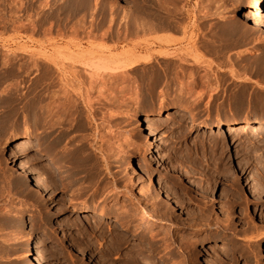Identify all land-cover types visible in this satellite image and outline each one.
I'll use <instances>...</instances> for the list:
<instances>
[{
	"label": "rangeland",
	"instance_id": "rangeland-1",
	"mask_svg": "<svg viewBox=\"0 0 264 264\" xmlns=\"http://www.w3.org/2000/svg\"><path fill=\"white\" fill-rule=\"evenodd\" d=\"M144 1L0 0V264H38V261L39 264H130L134 250L140 246L146 247L149 238L142 234L139 237L131 236L134 228H127L114 214L104 215V221L86 213L75 214L68 224L69 235L66 237L56 227L57 219L69 216L72 203L82 200L91 202L107 194L115 196L120 202L139 199L140 207L146 205V210L151 209L150 203L155 199L167 200L170 203L169 217L167 213L165 217L161 209L159 212L164 215L161 214L163 221L154 215L155 219L148 216L145 221L140 222L139 218L136 221L140 222L139 226L150 228L149 233L156 231L155 239L160 238L161 230L168 227L174 240L173 250L176 255L179 254L177 258H181L180 250L184 249L182 253L183 256L186 254L183 257L186 264H264V138L262 142L248 144L246 135L235 134L231 137L225 133L224 130L234 118L230 116L228 105L231 91L227 88L229 80L220 79L216 73L226 70L229 65H222L219 59L201 47L202 37H209L205 35L208 32L206 26L200 28L198 25L194 31L190 27L192 21L197 23L206 19V22L209 21L207 25L216 21L222 24L219 21L222 8L225 19L233 17V20H240L251 29L256 28L257 31L249 35L251 40L248 43L235 46L227 54H240L244 58H238L242 64H253L250 78L254 80L250 79L253 84L249 91L252 108L258 114L252 117L264 122V76L261 75V78L259 75L264 69V25L261 24H264V17L260 23L246 15L252 0ZM258 1V8L264 14V0ZM139 4L141 7L146 4V9L140 10ZM222 4L225 5L222 7ZM149 5L150 8L153 6L151 16L147 15L150 12H146L151 10L147 9ZM223 8L227 11L224 12ZM146 15L151 19L170 17L171 20V17H175L171 20L175 22L170 29L145 30L149 33L144 31V35L139 30L138 35L132 34L126 38L115 36L116 31L124 29L126 22L140 27L139 21ZM142 20V23L146 22ZM167 48L187 56L186 61L181 60L182 64L177 58L174 61L158 59L131 69H121L122 74H109L111 76L108 77L104 73L107 81H102L108 86L102 90V96L98 95V88L89 87L94 69L76 62L79 60L76 57L82 51L107 57L122 56L129 51L139 57L138 54L144 56L148 51L156 54ZM47 56L53 59L55 65L47 61ZM176 61L179 67L175 66ZM46 63L49 64L47 69ZM181 64L186 68V73L189 70L199 75L206 72L211 79L209 83L212 86H201L200 82L195 86L196 92L204 98L200 106L202 111L197 113L184 101L178 105L165 103V107L156 113L155 107L143 108L147 101L157 102L174 97L179 81L189 82L187 75L190 71L183 77L180 75L179 81L173 80V71H178ZM237 80L234 95L243 90L244 79L241 77ZM98 81L101 80H97V84ZM214 86L218 87V92L212 99L209 94ZM47 94L51 96L46 98ZM85 96L88 100L92 97L90 101L95 107L108 99L112 103L99 106L96 113L93 110L90 112L84 102L87 100ZM107 112L112 114L113 123L103 122L99 118ZM193 114L195 118L199 117L195 122L190 120ZM149 115L164 118L166 124L158 128L148 127L144 118ZM181 115L183 118L179 120ZM215 115L222 116L224 122L210 126L200 123L205 116L210 118ZM91 116L96 122L91 121ZM48 120L52 126L45 130ZM81 123L85 124L84 129ZM97 124L104 134L111 130L120 139H110L114 146L117 145L114 163L110 164L111 173L102 169L98 171L100 175L95 168L87 172L85 164L79 163L72 153L78 139L88 137L90 140ZM72 125L77 128L71 129ZM26 135L42 145L20 157L12 155L10 150L14 142ZM46 140L53 142L51 152L58 157L56 160H59L62 173H55L47 163L43 153ZM64 146L68 149L64 150ZM184 150L185 153L182 152ZM186 150H190V154ZM59 156H64L61 158L64 161L61 162ZM23 169L26 173L22 172ZM34 175L44 177L49 184L48 191H41L35 186ZM116 179L118 183L113 181ZM112 182L115 184L112 185ZM139 187L142 190L148 187L149 191L153 189L157 198L141 199L138 197ZM123 209L127 210V214L132 211L130 207H121L120 210ZM196 216L197 219L202 216L199 219H203V223L200 224L199 219L195 222ZM180 220H184L186 225L193 223V226L189 228ZM15 222L20 223L22 228ZM182 242H187L188 248L183 247ZM162 243L159 239L154 242L156 246ZM222 247L228 250L226 257L219 255ZM154 254L159 256L161 253Z\"/></svg>",
	"mask_w": 264,
	"mask_h": 264
},
{
	"label": "bare ground",
	"instance_id": "bare-ground-1",
	"mask_svg": "<svg viewBox=\"0 0 264 264\" xmlns=\"http://www.w3.org/2000/svg\"><path fill=\"white\" fill-rule=\"evenodd\" d=\"M151 1V0H150ZM149 1V2H150ZM144 2H146V0L144 1ZM143 2V3H144ZM155 2V1H154ZM153 2V3H154ZM152 3V4H153ZM234 3H236V2H234ZM10 4V3H9ZM142 4V3H141ZM149 4V3H148ZM251 6L249 7V8H247V13H246V15L247 16H249V17H252L253 19H256V21L257 22H260L261 23V21H263V17H264V14H262V12L259 10V8H258V6H259V1L258 0H252L251 1ZM140 5V4H139ZM144 5V4H143ZM142 5V6H143ZM155 5V4H154ZM225 5V4H224ZM223 4H222V7L224 6ZM7 6V5H6ZM10 6V5H9ZM232 6V5H231ZM144 7H146V4H145V6H143V7H141V5H140V10H142V11H144L146 8H144ZM153 7V6H152ZM151 7V8H152ZM226 7V6H225ZM10 8V7H9ZM148 8H150V5H149V7H147V9ZM150 8V9H151ZM18 9H19V7H18ZM23 9V8H22ZM154 9V8H153ZM221 10V12H222V8H220ZM224 9V12L225 11H227V10H225V8H223ZM10 10V9H9ZM149 10V9H148ZM219 10V9H218ZM151 11H153L152 9L151 10H149V11H146V12H150V13H147V15H153V13L151 12ZM145 12V13H146ZM220 12V20L219 21H221V23L222 24H218L219 22H214V23H211V24H209V25H207V22L209 23V21H207L206 22V20H199L197 23H195V21H192L191 22V28H192V30L194 31L195 29H197L198 27V25L200 26V28L201 27H205L206 26V28H205V30L206 31H208L205 35H209V37H202V41H201V47L205 50V52H207V53H209V54H211V55H213L216 59H219L220 61H221V63H222V65H229V68H227L226 70H219V71H217V72H219V73H216V74H219V76H220V79H222V80H225L226 81V79H228L229 80V82L227 83L228 84V86H227V88H229V90L231 91L230 92V94H229V96H230V98H229V103H228V105H229V107H230V112H231V114H230V116H233L234 118H233V120L231 119L230 121V125L229 126H227L226 127V130H224L225 131V133L228 135V136H231V137H233V135H235V134H237L238 136H243V135H246V139H248V144H256L257 142H262L263 141V135H264V122H262V120L260 119V118H255V117H252V116H256L257 114H258V112L256 111V110H254L253 108H252V105H251V101H250V91H249V88H250V85L251 84H253V83H251L252 81V79L250 78L251 77V75H252V73H253V64H250V63H244V64H242L241 63V59H238L239 58V56H240V54H237V56H232V55H230V54H227L228 53V51L230 50L231 51V49H233V48H235V46L237 47V45L239 46V44L241 45V44H245V43H248L251 39H250V37H249V35L252 33V32H254L255 30H256V28H249L248 27V25L247 24H245L244 22L243 23H241V22H239L240 20H239V18H237V20H239V21H236V20H233L232 18L233 17H231V16H229V18L231 17V19H225L224 17V15H222V13ZM144 14V13H143ZM155 14H156V11H155ZM154 14V15H155ZM223 14H225V13H223ZM16 15V14H15ZM145 15V14H144ZM146 15V16H147ZM158 15V14H157ZM205 15H207V14H205ZM245 15V16H246ZM156 16V15H155ZM164 16V15H163ZM169 16V15H168ZM227 17H228V15H226ZM233 16V15H232ZM246 16V17H247ZM1 17V16H0ZM3 17V16H2ZM18 17V16H17ZM147 17H149V16H147ZM147 17H145L144 16V18H142V19H144V21L147 19ZM209 17V16H208ZM234 17H236V16H234ZM150 18V17H149ZM167 18V17H166ZM164 19V18H162V17H154V18H150V22L148 21L147 22V20H146V22H144V23H142V19H141V21H139V22H141V24H139V26L140 27H138V24H136V25H134L133 26V24L131 23L130 24V21L129 22H126V24L123 26L124 27V29L122 30L121 28V32L119 31V32H117L116 31V34H115V36L117 35L118 37L121 35V36H123V38H126V37H128V35H134V34H137L138 32H140L139 30H141V31H143L142 33V35H144V33L148 30H151V31H155V29L156 30H158V28H162L163 29V27H169V29H170V27H172L173 26V24L172 23H174V22H172L171 20L172 19H174V18H172L171 17V20L169 19V18H167V19ZM1 19V18H0ZM3 19V18H2ZM15 19H16V17H15ZM156 20V22H152V21H154V20ZM235 19V18H234ZM251 19V18H250ZM4 20H6V19H4ZM152 20V21H151ZM15 21H17V20H15ZM20 21V20H19ZM19 21H18V23H19ZM252 21V20H251ZM255 21V22H256ZM1 22V21H0ZM8 22V21H7ZM11 22V21H10ZM132 22H133V20H132ZM179 23V22H178ZM9 24V23H8ZM14 24V23H13ZM177 24V23H176ZM175 24V25H176ZM181 24V23H180ZM262 25H264L263 23H261ZM2 25V24H1ZM16 25H17V23H16ZM15 25V26H16ZM19 25V24H18ZM121 25V24H120ZM174 25V26H175ZM219 25V26H218ZM222 25V26H221ZM254 25H256V24H254ZM258 25V24H257ZM260 25V24H259ZM258 25V26H259ZM261 25V26H262ZM20 26V25H19ZM19 26H17V27H19ZM137 26V27H136ZM178 26V24L175 26V27H177ZM180 26V25H179ZM250 26V25H249ZM14 27V26H13ZM21 27H22V25H21ZM112 27V26H111ZM218 27V28H217ZM253 27V26H252ZM174 28V27H173ZM15 29V28H14ZM117 29V28H116ZM115 29V30H116ZM167 29V28H166ZM185 29V28H184ZM114 30V31H115ZM146 30V31H145ZM252 30V31H251ZM263 30V29H262ZM145 31V32H144ZM151 31H149V32H151ZM257 31V30H256ZM149 32H146V33H149ZM145 33V34H146ZM112 34V33H111ZM139 34V33H138ZM137 34V35H138ZM136 35V36H137ZM203 35V34H202ZM204 35V36H205ZM207 35V36H208ZM135 36V35H134ZM251 36V35H250ZM120 38V37H119ZM119 38H117V40L119 39ZM122 38V39H123ZM121 39V40H122ZM125 40H127V39H125ZM199 42V41H198ZM200 45V44H199ZM170 48V47H169ZM149 49V48H148ZM171 49H165V50H162V51H160V52H156V54H154V53H152V52H149L148 51V53L146 52V54L144 55V56H140V54H138V56L139 57H137V54H134V56H133V54L130 52V53H124L123 55L122 54H120V55H122V56H109V57H107V56H104V55H92V52L91 51H87V52H83L82 51V53L79 55V56H77L76 58H78L79 60H75V58H74V61H76V62H78V63H82V64H85L86 66H88V67H91V68H93L94 70H93V73H92V75H91V77H93L92 79L93 80H89V81H91V83L89 84V87L90 88H98L97 90H98V95L99 96H102L103 94H104V92L102 91L103 89H105V86H108V85H106L104 82H105V80L106 79H104V77L105 76H103V74L105 73L106 74V76H111V75H109V74H122V72H120V70L121 69H125V68H128V69H131V68H133V67H136L137 65H139V64H142V63H146V64H148V63H152V62H154V61H156V60H158V59H164V60H172V61H174V60H179V62L181 61V60H183V61H186V57H184L183 55H180L179 53H176V52H174V51H170ZM132 51V50H131ZM185 54V53H184ZM190 54V53H189ZM263 54V53H262ZM92 55V56H91ZM186 55V54H185ZM200 55V54H199ZM195 56H197V54L195 53V55L193 56L194 57V61H195ZM48 57V58H47ZM46 58H47V61L48 60H50L51 62H53V59L50 57V56H47ZM240 57H242V56H240ZM260 57V56H259ZM258 57V58H259ZM81 58H83V60L81 59ZM177 58V59H176ZM243 58V57H242ZM196 59H198V58H196ZM244 59V58H243ZM260 59V58H259ZM262 59V58H261ZM199 60H200V58H199ZM199 60H196V61H199ZM202 61V60H201ZM263 61V60H262ZM36 62V61H35ZM34 62V63H35ZM38 62V61H37ZM36 62V63H37ZM158 62V61H157ZM177 62V61H176ZM175 62V63H176ZM54 63V65H55V62H53ZM58 63V62H57ZM174 63V62H173ZM181 63H182V61H181ZM47 64V67L45 68V69H47L48 68V63H46ZM183 64V63H182ZM181 64V65H182ZM194 64V63H193ZM220 64V63H219ZM35 65V64H34ZM167 65V64H166ZM174 65V64H173ZM181 65H180V68H178L179 70L178 71H173V73H174V79L173 80H175V81H179V77H180V75L183 77L184 75H186L189 71H190V73H188V77H189V82L187 81L186 83H184V82H182V81H179V83H178V91L175 93V96L174 97H172V98H168V99H163V100H158L157 102H154V101H147L143 106V108H149V109H151V108H153V107H155V110H154V112L156 113V112H159L161 109H163L164 107H165V103H167V104H176L177 103V105L179 104V103H181L182 101H184V104L186 105V106H188V107H191V108H193V109H196L197 110V113H199V112H201L202 111V109H200V106H201V103H202V101H203V97H202V95L200 94V93H198V92H196V90H195V86L200 82L201 83V86L202 85H210V83L209 82H211V79H210V77L208 78V76L206 75V72H205V74H195V72H194V74L193 73H191V70H189L187 73H186V68H184V66L182 65V67H181ZM195 65H197V64H195ZM194 65V66H195ZM252 65V66H251ZM257 65V64H256ZM58 65L56 64V67H57ZM175 66H178V62H177V64L175 65ZM193 66V67H194ZM255 66V65H254ZM263 66V65H262ZM60 67V66H59ZM179 67V66H178ZM225 67V66H224ZM228 67V66H227ZM257 67V66H256ZM261 67V66H260ZM165 68H167V66H165ZM188 68V67H187ZM195 68H198L197 66L195 67ZM175 69V68H174ZM194 69V68H193ZM192 69V70H193ZM176 70V69H175ZM198 70V69H197ZM99 71H103V72H99ZM257 70H255V72H256ZM46 72V71H45ZM47 73V72H46ZM91 72L89 71V74H90ZM108 74V75H107ZM258 74V73H257ZM248 75V76H247ZM259 75L261 76H264V69L263 70H261L260 72H259ZM166 76V74L164 73V77ZM260 76L258 77V78H260ZM262 76H261V78H262ZM115 77V76H114ZM243 78L244 79V81H243V90L241 91V92H239V93H237V94H235L234 95V92H233V90H234V85H235V83H237L238 82V80L237 79H239V78ZM47 79H49V77L47 78ZM91 79V78H90ZM104 79V82L102 81ZM251 79V80H250ZM97 80H101V81H98L99 83L97 84L96 82H97ZM216 80V79H215ZM254 80V79H253ZM261 80V79H260ZM259 80V81H260ZM88 81V82H89ZM107 81V80H106ZM219 81V80H218ZM218 81H214V82H218ZM240 81V80H239ZM264 81V80H263ZM87 82V83H88ZM101 82V83H100ZM156 82V81H155ZM221 82V81H220ZM223 82V81H222ZM227 82V81H226ZM256 82H257V80H256ZM47 83V82H46ZM108 83V82H107ZM240 83V82H239ZM85 84V83H84ZM226 84V83H225ZM47 86V85H46ZM205 86H203V87H205ZM210 86H212V84L210 85ZM45 89V88H44ZM218 87L217 86H214L213 88L211 87V92L212 93H210L209 94V96L210 97H212V99H214V95H215V93H217L218 92ZM90 90V89H89ZM88 90V91H89ZM87 92V91H86ZM90 92V91H89ZM47 93H49V92H47ZM88 93V92H87ZM204 94V93H203ZM205 95V94H204ZM46 96V98L48 97V96H51V95H45ZM81 96V95H80ZM90 96V95H89ZM86 97V96H85ZM84 97V98H85ZM104 97V96H103ZM102 97V98H103ZM87 98V97H86ZM92 98V97H91ZM90 98V99H91ZM108 98V97H107ZM106 98V99H107ZM115 98V97H114ZM45 99V98H44ZM90 99L88 100V98H87V100L86 101H84L85 102V104H86V106L90 109V112H92V110H93V112H97L99 109H100V107L99 106H103L104 104H107V103H109V104H111L112 103V101L110 100V99H108L107 100V102L106 101H103V103H100L99 101H98V103H100V105L99 106H93L92 105V101H90ZM98 99H99V97H98ZM97 99V100H98ZM105 100V99H104ZM94 101V100H93ZM102 102V101H101ZM46 103V102H45ZM114 103V102H113ZM207 103V102H206ZM205 103V104H206ZM116 104V103H115ZM183 104V105H184ZM156 105V106H155ZM182 105V104H181ZM110 106V105H109ZM110 108V107H109ZM104 110V109H103ZM210 109H207V111H209ZM75 112V111H74ZM95 112V113H96ZM105 112V111H104ZM94 113V114H95ZM174 114V113H173ZM112 114L110 113V112H107V114L106 115H104V116H102V117H100L99 116V118H101V121H109V122H112L113 121V117L111 116ZM169 115H171V114H169ZM114 116V115H113ZM179 116V115H178ZM184 116H185V114H184ZM201 116H203V115H201ZM93 117H94V115H93ZM112 117V118H111ZM168 118H171V116H167ZM177 117V116H176ZM91 118V121L92 122H96L95 121V119L94 118H92V116L90 117ZM97 118V117H96ZM98 118V119H99ZM183 118V116L181 115V118H179V120L180 119H182ZM187 118H189V116L187 117ZM121 119V118H120ZM145 120V122L147 123V126L148 127H151V126H154L155 128H158V127H160V126H162V125H165L166 124V122L163 120V119H160L158 116H146V118H144ZM167 119V118H166ZM186 119V118H185ZM199 119V117H196L195 118V115L193 114V116H192V118L190 119V120H192L193 122H195L196 120H198ZM203 120L200 122V123H204V124H206V125H209L210 126V124H221V123H223L224 122V118L222 117V116H220V115H215V116H212V117H210V118H208L207 116H205L204 118H202ZM75 120H77V119H75ZM65 121V120H64ZM74 121V120H73ZM90 121V122H91ZM100 121V122H101ZM91 122V123H92ZM116 122V121H115ZM63 123V122H62ZM75 123V122H74ZM113 123V122H112ZM165 123V124H164ZM237 123H239V124H237ZM54 124V123H53ZM70 124V123H69ZM71 124H73L72 122H71ZM71 124H70V126H71ZM77 124H79L78 122H77ZM100 124V123H99ZM85 124H80V126H82V128L84 129L85 127ZM102 125V124H101ZM236 125H241V126H236ZM45 130H47L48 128H51V126H52V122H50L49 120L46 122V124H45ZM73 126V125H72ZM103 126V125H102ZM48 127V128H47ZM76 127V125H74L71 129H73V128H75ZM90 127V126H89ZM77 128V127H76ZM80 128V127H79ZM95 128V130H94V133L92 134V136H91V138H90V140H88L87 138L86 139H84L83 138V140L82 139H78L77 141H78V143H74L75 145V147L73 146V144H72V146L74 147L73 149H72V146H71V148L70 149H72V153H74L75 154V156H77V161L79 162V163H81V164H85L84 166L86 167V169H87V172L88 171H90L91 169H94L95 168V171L96 172H98V171H100V170H104V169H106L107 171H109L110 172V164L111 163H114V153L116 152L115 151V146H116V148H117V145H113L112 143H111V141H110V139H119L116 135H114V134H112V132H111V130H110V132L109 133H107L105 130V133L106 134H104L102 131H100L101 129H99L100 127L98 126V124H97V126H95L94 127ZM103 129V128H102ZM149 129H151V128H149ZM153 129V128H152ZM151 129V130H152ZM189 130V129H188ZM50 131H53V130H50ZM49 131V132H50ZM154 131V130H153ZM152 131V132H153ZM187 131V130H186ZM46 132V131H45ZM48 132V133H49ZM93 132V131H92ZM51 133V132H50ZM49 133V134H50ZM69 133V132H68ZM182 133V132H181ZM186 133V132H185ZM48 134V135H49ZM140 134V133H139ZM151 134V133H150ZM142 135V134H141ZM186 135V134H185ZM184 135V136H185ZM209 135V134H208ZM46 136V135H45ZM47 137V136H46ZM46 137H44V139L46 138ZM141 137V136H140ZM139 137V138H140ZM48 138V137H47ZM82 138V137H81ZM157 138V137H156ZM43 139V140H44ZM64 139V138H63ZM47 140H49V139H47ZM46 140V144H45V146H44V148H43V153H44V155H45V157H46V159H47V163H48V165L50 166V168L55 172V173H62V172H60L62 169H61V166H59V160H56V158H58V157H54L53 156V153L51 152V149H52V145H53V142L51 143V141L50 142H48ZM57 140V139H56ZM73 140V139H72ZM120 140V139H119ZM141 140V139H140ZM139 140V141H140ZM155 140V139H154ZM157 141H158V139H156ZM200 141V140H199ZM245 141V140H244ZM117 142V141H116ZM138 142V141H137ZM201 142V141H200ZM119 142H117V144H118ZM246 143V142H245ZM246 143V144H247ZM39 141L38 140H33L29 135H26V136H22V137H20L19 139H17L15 142H14V144H13V146H12V148H11V154L13 155H15L16 157H20V155L21 154H24V153H26L27 151H29L30 149H33L34 147H36V146H38L39 147ZM120 144V143H119ZM203 144V143H202ZM40 145H42V144H40ZM139 145V144H138ZM157 145H158V143H157ZM201 145V144H200ZM136 146V145H135ZM140 146V145H139ZM159 146V145H158ZM195 146V145H194ZM120 147V146H119ZM63 148H65L64 150H67L68 148L66 147V146H64ZM136 149H139V147H137ZM70 151V150H69ZM69 151H66V152H68V153H71V152H69ZM143 151V150H142ZM187 151V150H186ZM189 151V152H188ZM187 152L190 154V150H188ZM127 152V151H126ZM182 152H184L185 153V150L184 151H182ZM64 153V152H63ZM62 155V154H61ZM71 155V154H70ZM183 155V154H182ZM65 156V155H64ZM63 156V157H64ZM67 157H68V155H66ZM65 156V157H66ZM72 156V155H71ZM74 156V155H73ZM180 156V155H179ZM63 157H61V156H59V158H60V161L62 162V161H64V159L63 160H61V158H63ZM184 157V156H183ZM187 157V156H186ZM180 159H181V156L179 157ZM68 159V158H67ZM76 159V158H75ZM74 159V160H75ZM116 159V158H115ZM179 159V160H180ZM15 160V159H14ZM117 160V159H116ZM20 161V160H19ZM183 161V160H182ZM186 161H187V158H186ZM185 161V162H186ZM116 162V161H115ZM118 162V161H117ZM116 162V163H117ZM21 164H22V162H21ZM20 164V165H21ZM63 164V163H62ZM61 164V165H62ZM20 165H17L18 167L20 166ZM80 165V164H79ZM23 167H24V165H22ZM27 166V165H26ZM21 167V166H20ZM62 167H63V165H62ZM27 168H28V166H27ZM70 168V167H69ZM66 169V168H65ZM24 170V169H23ZM22 170V172H25V170L23 171ZM31 170V169H30ZM29 171V170H28ZM27 171V172H28ZM52 171V172H53ZM112 171V170H111ZM32 172V171H31ZM65 172V171H64ZM67 172V171H66ZM26 173V172H25ZM30 173V172H29ZM71 173V172H70ZM99 173V172H98ZM101 173V172H100ZM100 173H99V175H100ZM111 173V172H110ZM113 173V172H112ZM106 174V173H105ZM23 175H25V174H23ZM58 175V174H57ZM108 175V174H107ZM111 175V174H110ZM113 175H114V173H113ZM28 176H30V174H28ZM59 176H60V174H59ZM62 176H65V175H62ZM67 176V175H66ZM71 177V176H70ZM115 177V176H114ZM33 179H34V182H35V186L36 187H38L41 191H44V192H46V191H48L49 190V184H47V182H46V180L44 179V177H42V176H40V175H34V177H32ZM62 179H63V177H61ZM66 178V177H65ZM67 179H68V176H67ZM161 179V178H160ZM66 180V179H65ZM113 181H115V182H117V179L116 180H113ZM119 181V180H118ZM161 181V180H160ZM159 181V182H160ZM159 182H157V185L159 184ZM164 182V181H163ZM118 183V182H117ZM120 183V182H119ZM162 183V182H161ZM115 184V183H114ZM113 184V182H112V185H114ZM164 184V183H163ZM122 185V184H121ZM126 185V184H125ZM164 186V185H163ZM125 187H127V186H124L123 188H125ZM161 187V186H160ZM164 188V187H163ZM153 190V189H152ZM149 191V187H148V189H146V190H142V189H140V187H139V190H138V197H140L141 199L143 198V199H145V198H152V199H155V198H157L155 195V193L153 192V191ZM199 191V190H198ZM158 192V191H157ZM169 192V191H168ZM43 193V192H42ZM109 193V192H108ZM165 193H166V191H165ZM159 194V193H158ZM127 195V194H126ZM169 195H171V194H169ZM129 196V195H128ZM130 197V196H129ZM128 197V198H129ZM155 197V198H154ZM159 199V198H158ZM167 201V200H166ZM166 201H164L163 202V200H153V202L152 203H150V207H151V209H149V207H148V209L149 210H146L145 209V203H143L145 206L143 207H140L141 205V202H140V200L139 199H136V201H134V199H127V200H123V201H121L120 202V200H118L115 196H111L110 194H107V195H104V196H101V197H99V198H96L95 200H93V201H91V202H87V201H77V202H74V203H72L71 205H70V210H71V213L69 214V216L67 215V217H63V218H60V219H57L56 220V227H58V229L59 230H62V235H64L63 237H66L67 236V229H68V224H70V219L72 218V217H74V215L75 214H78V213H86V214H89L90 216H98L100 219H101V221H104L105 220V218L103 217L104 215H108V214H114L115 216H116V218L117 219H120L122 222H124V225L127 227V228H134V230H132V233H131V236H133V237H139L140 236V234H142V235H144V236H148V238H149V241H148V244H147V246L146 247H148V249L146 250L145 248V246H140V247H137V250H134V252H135V254L132 256H130V259H129V263L130 264H186V260H184L183 259V257L185 256L186 257V254L183 256V251H184V249H183V251L182 250H180L181 252H180V256H181V258L179 257V258H177L178 257V255L179 254H175V252H174V250H173V245H172V240L173 239H171L172 237H171V233L169 232V229H168V227L166 228V230H164V231H162L161 230V232H162V236L160 237V238H156L155 239V235L156 234H154L153 232L152 233H149V232H151L150 230V228H146L145 226H142V225H140L139 226V223L140 222H142V221H145V219L147 220L148 219V216H152V215H154L156 218H161V220H162V218H164V217H162V215L163 214H165V213H170L169 212V209H170V203L168 202H166ZM145 202V201H144ZM206 202V201H205ZM119 204V205H118ZM203 204L205 205V203L203 202ZM202 204V205H203ZM207 205V204H206ZM209 206V205H208ZM121 207H125V209H127V207H130V208H132L131 210V212H130V210H129V212L130 213H128L127 214V210H124L123 209V211L122 210H120L121 209ZM146 207V208H147ZM204 208V207H203ZM202 208V209H203ZM210 207H208V209H209ZM129 209V208H128ZM162 209V211H164V213L162 214V212H161V214H160V210ZM206 209V208H205ZM204 210V209H203ZM202 210V212H204ZM207 210V209H206ZM201 212V211H200ZM200 212H199V214H200ZM167 214H165V217H166V215ZM203 215H205L204 213H202ZM201 214V215H202ZM164 216V215H163ZM206 216V215H205ZM153 217V216H152ZM151 217V218H152ZM155 217H153V219H155ZM167 217H169V214L167 215ZM195 217V216H194ZM199 217H201V218H203L202 216H198V219H199ZM138 218H139V220H140V222L138 223L137 221H138ZM193 218V217H192ZM206 218V217H205ZM205 218H204V220H205ZM136 219H137V221H136ZM172 219V218H171ZM189 219H191V218H189ZM188 219V220H189ZM194 219V218H193ZM192 219V220H193ZM196 219H197V216H196V218H195V222H198V221H196ZM197 219V220H198ZM164 220V219H163ZM162 220V221H163ZM169 220V219H168ZM186 220V219H185ZM203 220V219H202ZM202 220L200 221V219H199V223L201 224V222H202ZM10 221V220H9ZM159 221V220H158ZM173 221V220H172ZM181 221V220H180ZM190 222H193V223H195L194 221H191V220H189ZM168 222V221H167ZM185 223V221L183 220V221H181V223ZM11 223V222H10ZM16 223V222H15ZM22 223V222H21ZM153 223V222H152ZM151 223V224H152ZM170 223V222H169ZM183 223V224H184ZM186 223H188V221H186ZM192 223V224H193ZM203 223V222H202ZM11 224H14V223H11ZM20 224V223H19ZM19 224H15V225H17L18 227H21ZM155 224V223H154ZM182 224V225H183ZM192 224H190V223H188L187 225L186 224H184V225H186L187 227H189L190 228V225H192ZM196 225H197V223H195ZM145 225V224H144ZM157 225V224H156ZM171 225V224H170ZM195 225V226H196ZM17 226H16V228H17ZM151 226V225H150ZM155 226V225H154ZM193 226V225H192ZM194 226V227H195ZM170 227V226H169ZM22 228V227H21ZM145 228H146V230H145ZM185 228V227H184ZM12 229V228H11ZM168 229V230H167ZM180 229V228H179ZM25 230V229H24ZM181 232V231H180ZM25 234H26V232H24ZM112 233V232H111ZM157 233V232H156ZM172 233H173V231H172ZM187 233V232H186ZM16 234V233H15ZM116 234V233H115ZM161 234V233H160ZM174 234V233H173ZM69 235V234H68ZM175 235V234H174ZM27 236H28V233H27ZM122 236V235H121ZM120 236V237H121ZM143 236V238H145ZM173 236V235H172ZM116 237V236H115ZM115 237H112V238H115ZM117 238H119V237H117ZM116 238V239H117ZM122 238V237H121ZM69 239V238H68ZM161 240L163 243V245H160V246H162V248L160 247V246H156L157 244H154V242H157V240ZM35 240V239H34ZM39 240V239H38ZM117 240H119V239H117ZM156 240V241H155ZM70 241V240H69ZM116 241V240H115ZM120 241V240H119ZM126 241V240H125ZM174 241V240H173ZM186 241V240H185ZM112 242H114V241H112ZM117 242V241H116ZM116 242H115V244H116ZM122 242H123V239H122ZM122 242H121V244H122ZM188 242V241H187ZM187 242L186 243H183L182 242V246L183 247H187V246H189V245H186L187 244ZM36 243H38V241L36 242ZM150 243V244H149ZM159 243H160V241H159ZM181 243V242H180ZM68 244V243H67ZM112 244V243H111ZM117 244H118V242H117ZM124 244V243H123ZM113 246V245H112ZM154 246V247H153ZM177 246H179L180 247V245H177ZM159 247H160V249H159ZM183 247H181L180 249H182ZM188 248V247H187ZM223 248V247H222ZM221 248V249H222ZM30 249V248H29ZM35 249L36 248H34V253H36V251H35ZM78 249V248H77ZM111 249V248H110ZM118 249V248H117ZM39 250V249H38ZM37 250V251H38ZM111 250H113V249H111ZM179 250V249H178ZM185 250H187V249H185ZM137 251V252H136ZM175 251H177V250H175ZM227 249L226 248H223L222 250H219V255L221 256V257H223V256H225V254H227ZM40 252V251H39ZM78 252V251H77ZM80 252H81V250H80ZM161 253L159 256H157L156 254H154V253ZM183 252V253H182ZM40 254V253H39ZM82 254V253H81ZM78 255V254H77ZM130 255V254H129ZM40 256H42V255H40ZM81 256V255H80ZM227 256V255H226ZM225 256V257H226ZM34 257H35V255H34ZM33 258V257H32ZM38 259H39V256L37 257ZM42 258V257H41ZM34 259V258H33ZM33 261V260H32ZM38 261V260H37ZM127 263V262H126ZM30 264H32V263H30ZM38 264H39V261H38ZM41 264V263H40Z\"/></svg>",
	"mask_w": 264,
	"mask_h": 264
}]
</instances>
